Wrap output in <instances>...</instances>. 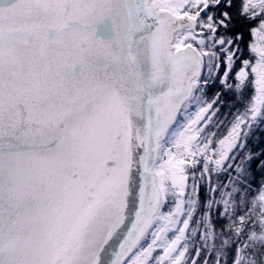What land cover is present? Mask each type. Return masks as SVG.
I'll return each mask as SVG.
<instances>
[{"label": "snow or ice", "instance_id": "obj_1", "mask_svg": "<svg viewBox=\"0 0 264 264\" xmlns=\"http://www.w3.org/2000/svg\"><path fill=\"white\" fill-rule=\"evenodd\" d=\"M246 88L218 131L222 94ZM261 116L264 0H0V264H101L133 171L108 264H194L188 170L224 166ZM232 229L264 241V190Z\"/></svg>", "mask_w": 264, "mask_h": 264}, {"label": "flooded vegetation", "instance_id": "obj_2", "mask_svg": "<svg viewBox=\"0 0 264 264\" xmlns=\"http://www.w3.org/2000/svg\"><path fill=\"white\" fill-rule=\"evenodd\" d=\"M235 2L238 9L239 0ZM218 91L219 89L205 86L197 93L192 108L209 102ZM222 95L223 98L216 105L218 115L213 118L217 122L218 131H226L235 117L247 110L252 92L250 88L243 91L233 89ZM262 120L264 116L252 122L240 140L246 136L251 137L258 122ZM236 146L225 165L211 169L208 175L200 174L201 164L194 165L188 170L192 181L189 187L195 186V196L193 197L190 192L189 198L194 200V203L186 202L185 205L186 213L188 209L192 211L185 244L188 256L192 258L194 264H234L238 255L246 257L244 264H264V241H257L247 248H242L241 246L246 243L247 233L237 235L232 229L236 218L244 214L258 193L264 190V181L259 169L253 172V169L237 165L236 158L243 156V153L238 152ZM262 154L264 155V152ZM226 201L227 212L224 211ZM196 256L200 258L198 262Z\"/></svg>", "mask_w": 264, "mask_h": 264}, {"label": "water", "instance_id": "obj_3", "mask_svg": "<svg viewBox=\"0 0 264 264\" xmlns=\"http://www.w3.org/2000/svg\"><path fill=\"white\" fill-rule=\"evenodd\" d=\"M141 183L140 175L138 172L133 171L129 183L130 194L128 196L127 201V219L124 225L121 227L120 231L117 233L116 237L112 240V242L108 245V247L104 250L102 257H101V264H108L111 260V254L109 249H115L117 244L119 243L120 239L124 235V233L129 228L130 224L134 220V214L138 207V190Z\"/></svg>", "mask_w": 264, "mask_h": 264}, {"label": "trees", "instance_id": "obj_4", "mask_svg": "<svg viewBox=\"0 0 264 264\" xmlns=\"http://www.w3.org/2000/svg\"><path fill=\"white\" fill-rule=\"evenodd\" d=\"M253 150H261L264 152V137H260L259 140L253 142Z\"/></svg>", "mask_w": 264, "mask_h": 264}]
</instances>
